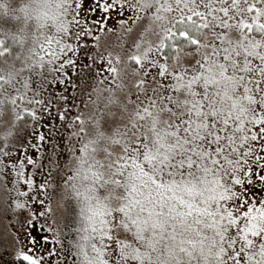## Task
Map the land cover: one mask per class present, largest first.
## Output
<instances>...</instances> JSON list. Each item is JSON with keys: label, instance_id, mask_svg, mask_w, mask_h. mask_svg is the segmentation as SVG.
<instances>
[{"label": "snow or ice", "instance_id": "snow-or-ice-1", "mask_svg": "<svg viewBox=\"0 0 264 264\" xmlns=\"http://www.w3.org/2000/svg\"><path fill=\"white\" fill-rule=\"evenodd\" d=\"M38 216L68 264H264V0H0V261L52 264Z\"/></svg>", "mask_w": 264, "mask_h": 264}, {"label": "rangeland", "instance_id": "rangeland-1", "mask_svg": "<svg viewBox=\"0 0 264 264\" xmlns=\"http://www.w3.org/2000/svg\"><path fill=\"white\" fill-rule=\"evenodd\" d=\"M115 21H112L110 23H114ZM37 180H39V177H37ZM37 209H39V205L35 206ZM5 223L6 222H0V234H2L5 231ZM20 227L19 224H16L13 228V230H16ZM52 227L55 228L54 225H51V221L44 218V217H37L36 221L30 226L26 225L27 231L31 233L33 237L37 240L36 248L37 250H42L43 248L52 249L55 248L57 255L51 257L52 264H57V261L59 264H68L64 263V260L66 261L67 255L65 253L61 252L60 245L53 244L52 241L55 237V231H50L49 228ZM23 235V234H22ZM45 238H47L48 243H45ZM8 244L0 242V251H2L4 248H7ZM8 259L7 255H4L3 261H0V264H4V261Z\"/></svg>", "mask_w": 264, "mask_h": 264}, {"label": "trees", "instance_id": "trees-1", "mask_svg": "<svg viewBox=\"0 0 264 264\" xmlns=\"http://www.w3.org/2000/svg\"><path fill=\"white\" fill-rule=\"evenodd\" d=\"M69 259H70V257L67 256V259H66V261L64 260V263H68Z\"/></svg>", "mask_w": 264, "mask_h": 264}]
</instances>
